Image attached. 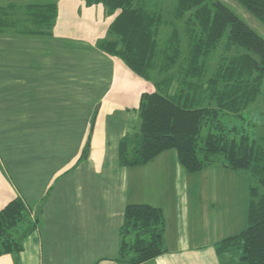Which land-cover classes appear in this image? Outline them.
<instances>
[{
    "label": "crops",
    "instance_id": "0c3cea01",
    "mask_svg": "<svg viewBox=\"0 0 264 264\" xmlns=\"http://www.w3.org/2000/svg\"><path fill=\"white\" fill-rule=\"evenodd\" d=\"M48 2L57 5L51 35L0 33V211L19 197L37 221L17 260L6 254L0 264H117L128 205L164 216L166 252L143 264H221L215 245L242 230L241 210L210 186L211 167L190 174L172 151L140 167L118 164L120 139L139 126L140 97L154 91L96 46L118 12L83 0L29 4ZM242 192L249 202L248 186Z\"/></svg>",
    "mask_w": 264,
    "mask_h": 264
},
{
    "label": "trees",
    "instance_id": "16d2710c",
    "mask_svg": "<svg viewBox=\"0 0 264 264\" xmlns=\"http://www.w3.org/2000/svg\"><path fill=\"white\" fill-rule=\"evenodd\" d=\"M83 1L101 4L107 15L118 12L96 46L154 86L140 97L138 128L119 141L118 164L140 167L174 151L190 174L216 163L245 173L246 226L216 243L215 251L221 264L228 263L222 258L230 252L238 255L236 264H264V134L255 139L244 127L221 120L243 122L245 111L264 100V40L219 0H172L165 16V0ZM234 1L264 26V0ZM56 15V2L0 6V33L12 29L19 35L49 36ZM164 29L170 31L160 38ZM220 47L223 53L211 69ZM88 150L89 141L82 158ZM30 215L19 197L0 211V256L17 260L23 240L37 225ZM164 231L160 209L126 206L115 261L143 264L164 254Z\"/></svg>",
    "mask_w": 264,
    "mask_h": 264
},
{
    "label": "rangeland",
    "instance_id": "374dc122",
    "mask_svg": "<svg viewBox=\"0 0 264 264\" xmlns=\"http://www.w3.org/2000/svg\"><path fill=\"white\" fill-rule=\"evenodd\" d=\"M3 3H16L18 5L23 4H29V3H37L39 0H1ZM172 0H165L163 4V16L167 15L166 12H168ZM231 11L233 12L241 21H243L245 24H247L257 35H259L264 40V26L256 20L252 15H250L248 12H246L236 1L234 0H219ZM178 28L182 32V23H178ZM169 29L162 30L160 38L165 37V35L169 32ZM222 47H220L219 51L217 52L216 58L210 63L211 69H213L216 65V62L218 61V57L221 55ZM234 51H231L230 54H233ZM227 54V55H230ZM174 73L173 71H170L167 75H172ZM152 84V83H151ZM153 86V85H152ZM154 87V86H153ZM172 91H174V87L172 88ZM245 120L238 121L232 118H221L222 122H224L227 125H236L244 127L246 131L252 136H254L255 139H258L259 137L263 136L264 134V100L263 98H259L257 102L253 105H251L246 111H245ZM205 132L202 131L201 136H204ZM174 152V151H172ZM221 170L224 172H231L233 177H227L222 176ZM227 170V171H226ZM212 172V173H211ZM227 174V173H226ZM246 174L242 172H234L228 169H225L221 166V164L216 163L211 166V168L205 173L206 179L209 181V184H211V187H215L219 190V193L226 192L228 194L227 196L220 195L223 197V202H229L230 200H237L234 203L239 204L240 206V228L243 229L246 226V221L244 220V210L246 211V205L248 202V198L243 196V192L247 190V180H246ZM220 177V178H216ZM215 180V183H214ZM224 180V181H223ZM223 189V191H222ZM222 191V192H221ZM210 206V205H209ZM22 226H20L21 229ZM238 255L236 252H230L223 255L222 260L227 264H236L237 263Z\"/></svg>",
    "mask_w": 264,
    "mask_h": 264
}]
</instances>
